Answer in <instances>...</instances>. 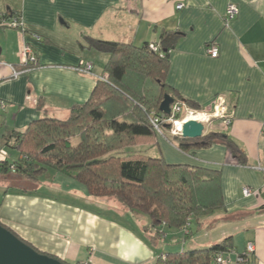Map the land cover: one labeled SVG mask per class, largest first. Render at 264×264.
<instances>
[{"label": "crops", "instance_id": "0c3cea01", "mask_svg": "<svg viewBox=\"0 0 264 264\" xmlns=\"http://www.w3.org/2000/svg\"><path fill=\"white\" fill-rule=\"evenodd\" d=\"M231 3L238 14L228 21ZM16 14L27 31L0 24V148L32 121L67 119L74 105L89 99L108 55L89 49L87 36L142 45L171 30L181 35L166 82L204 108L225 98L231 124L226 129L223 119H213L206 130L228 134L246 153L247 165L235 163L220 144L184 153L158 137L169 163L219 169L224 200L223 209L192 219L188 233L161 225L159 240H153L157 230L148 216L90 195L73 178L49 170L30 179L0 166V223L71 264H155L168 252L209 247L230 236L231 264L248 242L255 244L254 264H264V0H0V20ZM26 43L38 66L13 77ZM212 44L220 49L217 58L207 53ZM82 60L94 64L93 73L76 70ZM8 150L11 160L17 158ZM246 186L252 194H244Z\"/></svg>", "mask_w": 264, "mask_h": 264}, {"label": "trees", "instance_id": "16d2710c", "mask_svg": "<svg viewBox=\"0 0 264 264\" xmlns=\"http://www.w3.org/2000/svg\"><path fill=\"white\" fill-rule=\"evenodd\" d=\"M180 35L178 31L162 30L160 41L155 42L158 50H153L150 42L135 45L87 36L89 49L108 55L103 73L106 78L97 80L89 99L74 105L67 119L39 118L23 131L10 134L7 147L17 152V158L11 160L10 154L0 166L12 172L11 166L15 165L16 173L30 179H38L49 170L73 178L90 195L113 198L129 211L148 216L157 230L153 240L161 239V225L183 230L186 226L188 233L192 219L223 209L219 169L169 163L163 155L116 154L127 147L156 145L158 137L164 136L184 153L220 144L235 163L247 165L246 153L225 132L205 130L200 137L187 138L172 134L171 124L166 121L161 122L162 135L156 131L151 117H168L160 111L167 93L174 103L195 110L204 108L180 97L166 82L170 52ZM37 66L14 67L22 71ZM234 249V238L230 236L209 247L168 252L155 264H218V256L226 258Z\"/></svg>", "mask_w": 264, "mask_h": 264}, {"label": "built area", "instance_id": "2783aa9c", "mask_svg": "<svg viewBox=\"0 0 264 264\" xmlns=\"http://www.w3.org/2000/svg\"><path fill=\"white\" fill-rule=\"evenodd\" d=\"M184 4L180 3L177 5L178 9L183 8ZM238 14V7L236 4H229L227 9V20L230 21L234 19ZM0 24L9 25L17 28H21L22 30H25L21 16H15L11 19H1ZM34 37L36 39H41V37L37 34H34ZM150 47L153 50H158L159 45L155 42H150ZM207 53L213 58H217L220 55V49L216 44L209 45L207 47ZM20 55L22 58L23 63L22 64H32L34 66L38 65L39 59L36 51L30 44H24L20 51ZM14 67V66H13ZM76 70L82 73H93L94 70V64L90 61L82 60L78 66H76ZM21 73L20 70H17L14 68L13 70V77H17ZM106 75L100 76L98 79H105ZM1 106L4 107L5 103L0 102ZM197 114L198 115V121L203 122L205 125L208 124L212 125L213 119H223V125L227 129L228 126L231 124L233 112L229 111V109L226 106V100L223 96H219L212 104L211 106L205 107L202 110H195L192 108L187 107L184 103H174L171 106V114L168 115V117H164L165 115H156L153 114L151 117V121L158 132V134L162 135V128H161V122L166 121L171 124V133L172 134H181V131L177 129L176 124L179 122H186L185 116L187 114ZM185 115V116H184ZM184 122V123H185ZM8 159H10V153L9 151L3 147L0 148V163L6 162ZM12 172H16L15 165L11 166ZM243 192L245 195L252 194V189L250 187H244ZM190 223L187 224L189 226ZM187 232L186 226L184 227ZM255 252V244L253 242H248L246 245L245 250L242 252V254H237L235 262L237 264H254L253 262V254ZM218 264H231V260L229 257H222L218 256L216 259ZM80 264H92L90 261H84Z\"/></svg>", "mask_w": 264, "mask_h": 264}, {"label": "water", "instance_id": "95a60500", "mask_svg": "<svg viewBox=\"0 0 264 264\" xmlns=\"http://www.w3.org/2000/svg\"><path fill=\"white\" fill-rule=\"evenodd\" d=\"M175 99L165 94L160 104V111L171 114V106ZM205 124L198 120H188L183 124L181 135L197 138L204 134ZM0 264H65L60 259L40 252L28 242L20 238L14 231L0 223Z\"/></svg>", "mask_w": 264, "mask_h": 264}, {"label": "rangeland", "instance_id": "374dc122", "mask_svg": "<svg viewBox=\"0 0 264 264\" xmlns=\"http://www.w3.org/2000/svg\"><path fill=\"white\" fill-rule=\"evenodd\" d=\"M207 127H208V124L205 125V130L207 129ZM73 141H74V143H77L78 142V138L74 137ZM167 142L170 143L169 141H167ZM162 148L163 147H161L160 144L153 145L152 147H150L149 144H147V145L141 144V145H137V146H133V147H127V148L123 149L120 152H116V154L131 155L132 153H137L138 152V153L147 154V155L152 156V157H158V156L162 155ZM10 150L12 152H14L12 149H10ZM60 176L61 177H65V175H60ZM65 178H67V177H65ZM236 240L239 242L240 241V237L239 236L236 237Z\"/></svg>", "mask_w": 264, "mask_h": 264}, {"label": "bare ground", "instance_id": "6f19581e", "mask_svg": "<svg viewBox=\"0 0 264 264\" xmlns=\"http://www.w3.org/2000/svg\"><path fill=\"white\" fill-rule=\"evenodd\" d=\"M185 120L186 121H188V120H197L199 117H198V115L197 114H195V113H193V114H187L186 116H185ZM185 122V121H184ZM184 122H179V123H177L176 124V126H177V129L178 130H180V131H182V128H183V124H184Z\"/></svg>", "mask_w": 264, "mask_h": 264}]
</instances>
